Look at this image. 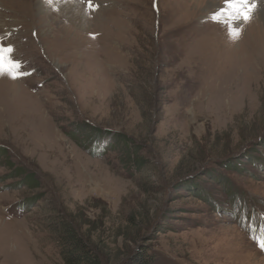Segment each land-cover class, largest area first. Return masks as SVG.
<instances>
[{"label": "rangeland", "instance_id": "374dc122", "mask_svg": "<svg viewBox=\"0 0 264 264\" xmlns=\"http://www.w3.org/2000/svg\"><path fill=\"white\" fill-rule=\"evenodd\" d=\"M219 1L0 0V264H64V222L97 264H264L263 0Z\"/></svg>", "mask_w": 264, "mask_h": 264}, {"label": "trees", "instance_id": "16d2710c", "mask_svg": "<svg viewBox=\"0 0 264 264\" xmlns=\"http://www.w3.org/2000/svg\"><path fill=\"white\" fill-rule=\"evenodd\" d=\"M117 147L128 151L129 143ZM133 163L140 167L142 160L135 159ZM62 225L64 234H62L61 239L64 242V248L61 257L64 264H97V258H95V254L87 241L78 235L69 223L64 222Z\"/></svg>", "mask_w": 264, "mask_h": 264}, {"label": "bare ground", "instance_id": "6f19581e", "mask_svg": "<svg viewBox=\"0 0 264 264\" xmlns=\"http://www.w3.org/2000/svg\"><path fill=\"white\" fill-rule=\"evenodd\" d=\"M217 1V0H215ZM251 1V0H247L246 4L244 2H242V0H235V3L233 5H230L229 3L225 2V6L229 9L230 6L233 8L230 11L226 10V12H229V16L230 18H232L233 21H236L239 17L236 15V11H238L239 9H243V7L247 6V3ZM77 2V0H54L55 5H58L61 11L60 16H64L67 17L68 19H70L72 22L74 23H79V24H85V19H83V15H82V11H81V7H79L78 5H76L75 3ZM221 2V0L219 1ZM211 3V2H209ZM218 3V2H217ZM262 5H260V7H264V0L261 3ZM250 5V4H249ZM38 6H41V3H38ZM215 5L213 3L208 4L207 8H213ZM39 10H41V8H38ZM221 9V8H220ZM258 10V9H257ZM261 10V9H260ZM263 10V9H262ZM261 10V14L262 17L264 19V10L262 12ZM40 12V11H39ZM209 13V12H208ZM231 13V14H230ZM217 16V13H214ZM240 15V14H239ZM41 16H44L43 13H41ZM220 18V17H219ZM261 18V17H260ZM234 23V22H233ZM81 28V27H80ZM70 29V28H69ZM82 29V28H81ZM14 89V88H13Z\"/></svg>", "mask_w": 264, "mask_h": 264}, {"label": "snow or ice", "instance_id": "6c2138e0", "mask_svg": "<svg viewBox=\"0 0 264 264\" xmlns=\"http://www.w3.org/2000/svg\"><path fill=\"white\" fill-rule=\"evenodd\" d=\"M47 2H50V0H47ZM90 2V0H89ZM227 3L230 5H233L235 3V0H226ZM246 4L247 0H242ZM241 19L244 21H247L249 19L247 8L246 10L241 14ZM229 35L235 40L239 37V29H230ZM11 48H0V74H4L7 72L9 76L12 79H18L21 73L16 71L18 69V63L14 60H12L9 56H6V53H11ZM261 247L264 248V244H261Z\"/></svg>", "mask_w": 264, "mask_h": 264}]
</instances>
